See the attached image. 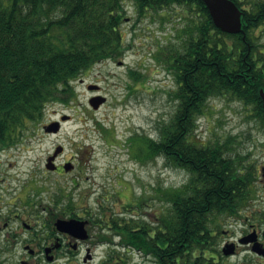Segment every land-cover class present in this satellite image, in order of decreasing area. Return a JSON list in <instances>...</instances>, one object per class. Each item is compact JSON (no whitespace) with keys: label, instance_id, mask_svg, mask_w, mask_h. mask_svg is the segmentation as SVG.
Returning a JSON list of instances; mask_svg holds the SVG:
<instances>
[{"label":"trees","instance_id":"1","mask_svg":"<svg viewBox=\"0 0 264 264\" xmlns=\"http://www.w3.org/2000/svg\"><path fill=\"white\" fill-rule=\"evenodd\" d=\"M251 1L252 8L244 9L243 31L233 34L215 25L203 0H131L137 22L148 14L162 20L168 16L162 13L176 4L185 6L183 14L189 16L188 23L185 17L176 28L177 39L155 55L174 75L176 109L159 126L157 138H130L136 157H163L187 171L188 180L164 191L169 206L156 217L155 228L113 211L107 214L106 206L97 216L112 220L122 231V243L152 252L155 264H232L222 255L212 227L235 212L244 193L233 190L241 175L235 174L230 147L219 139L201 142L196 133L214 97L262 109L264 55L253 61L248 43L256 40L253 32L264 20V2ZM128 3L0 0V148L14 143L27 122L40 121L48 104L74 98L72 82L95 64L124 58L131 46L122 27L130 18ZM131 73L145 79L142 73ZM67 202L72 205L73 199Z\"/></svg>","mask_w":264,"mask_h":264},{"label":"rangeland","instance_id":"2","mask_svg":"<svg viewBox=\"0 0 264 264\" xmlns=\"http://www.w3.org/2000/svg\"><path fill=\"white\" fill-rule=\"evenodd\" d=\"M128 2L130 18L122 27L131 46L124 58L95 64L72 82L74 98L48 104L40 121L27 122L17 140L0 149V198L13 203V214L25 211L27 215V202L32 201L53 207L63 193L72 194L75 207L80 210L84 205L96 213L103 204L109 207L107 214L119 212L128 219L150 223L154 213L158 218L169 206L164 191L188 180L187 171L169 165L163 157H136L137 151L130 144V138L137 135L157 138L159 126L176 109L177 102L171 96L177 87L174 75L155 55L161 46L177 39L176 28L185 23V6H171L162 13H168L162 20L161 16L148 14L137 22L135 6L131 0ZM188 20L187 15V23ZM256 32L258 41L264 42V28ZM131 71L142 73L145 79H136ZM96 96L105 97V101L94 107L91 100ZM246 109L253 108L236 99L212 98L206 113L199 118L197 138L201 142L219 139L231 150L234 146L245 153L250 127L245 120ZM52 121H60L56 132L44 129ZM235 134H239L237 140ZM57 144L63 145L62 161L80 153L83 169L61 174L48 170L47 158ZM67 200H60L58 205L63 208ZM218 240L219 246L224 243L223 237ZM107 249L102 246L88 264H104ZM126 259L129 264H154L153 258L139 252L127 253ZM0 261L20 264V257ZM72 261L85 264L82 256Z\"/></svg>","mask_w":264,"mask_h":264},{"label":"flooded vegetation","instance_id":"3","mask_svg":"<svg viewBox=\"0 0 264 264\" xmlns=\"http://www.w3.org/2000/svg\"><path fill=\"white\" fill-rule=\"evenodd\" d=\"M234 1L239 3L243 10H249L253 6L251 0ZM261 1L264 2V0ZM263 28L264 20L253 32L256 40L251 38L248 43L253 61L259 58V53L264 55V42L258 41L259 35L256 32ZM122 61L120 60L119 63ZM262 89L264 91V87ZM245 114L248 126L250 124L247 131L246 151L244 153L234 146L230 151L231 158H234L237 165L235 174L241 175L240 180H236L233 190L236 194L238 188H241L244 193L240 200L235 202V212L228 215L227 218L218 220L220 226L212 227V231L217 238L223 237L224 243L220 244V249L224 254L225 250L230 251L229 256L227 254L225 256L223 253L222 255L230 261L234 260L231 261L232 264H264L263 100L262 109H246ZM236 136L239 134H235V140H237ZM79 151L83 152L81 149ZM63 153L64 149L51 163L52 168L49 169L47 166L46 168L56 174H61L62 171L71 173L83 169L84 165L79 162V158L82 156L80 153L62 161L60 157ZM68 162L71 164L70 170L65 168V164ZM72 196V194L61 193V196H58L57 200L55 199L53 207L39 202H27V205L30 206L27 215L25 211L13 214L10 212L13 203L0 198V259L16 256L20 257V264H74L72 260H77L82 256L83 262L88 264L98 255V250L102 246L109 247L107 256L114 258L106 264H128L127 253L134 252L153 258L152 252L146 254L134 244L122 243V231L116 228L112 220L96 217L101 214V208L105 205L102 204L100 211L96 213L84 205L80 210L75 207L74 202L72 205H67L68 202L63 204V208L58 205L60 200L73 199ZM22 201L26 204L25 200ZM34 205L39 206L34 209ZM71 206L74 208L73 210L68 209ZM115 213L120 214L119 212ZM71 218L77 219L79 222L83 221V223H78L71 232L59 226V219ZM150 224L152 228H155L156 213H154ZM85 232L87 237H85ZM119 248L125 250L126 253L118 250ZM222 258L221 256L220 259ZM62 259H67V261H62ZM0 262L8 264L7 261Z\"/></svg>","mask_w":264,"mask_h":264},{"label":"water","instance_id":"4","mask_svg":"<svg viewBox=\"0 0 264 264\" xmlns=\"http://www.w3.org/2000/svg\"><path fill=\"white\" fill-rule=\"evenodd\" d=\"M213 18L215 24L220 27L223 31L230 33H239L243 31V21L242 15L243 11L235 4L233 0H203ZM91 87V86H90ZM261 95L263 97V106H264V91L261 90ZM105 101V97L96 96L91 100V103L94 107L99 106L100 103ZM66 116H64L65 118ZM60 128V121H53L50 124L45 126L46 131H58ZM62 150L59 146L55 153L48 158L47 166L51 168V163L53 162L55 156ZM66 169H70L71 165L66 163ZM78 223H83V221H78L77 219H59L58 224L61 228L66 231L71 232ZM85 237L87 233L85 232ZM229 253V251H227Z\"/></svg>","mask_w":264,"mask_h":264}]
</instances>
